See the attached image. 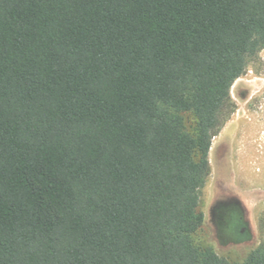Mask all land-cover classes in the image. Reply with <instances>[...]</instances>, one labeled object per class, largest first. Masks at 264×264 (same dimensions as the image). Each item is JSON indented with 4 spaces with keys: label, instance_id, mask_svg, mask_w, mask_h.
Returning <instances> with one entry per match:
<instances>
[{
    "label": "trees",
    "instance_id": "obj_1",
    "mask_svg": "<svg viewBox=\"0 0 264 264\" xmlns=\"http://www.w3.org/2000/svg\"><path fill=\"white\" fill-rule=\"evenodd\" d=\"M263 49L264 0H0V264H233L192 236Z\"/></svg>",
    "mask_w": 264,
    "mask_h": 264
},
{
    "label": "rangeland",
    "instance_id": "obj_2",
    "mask_svg": "<svg viewBox=\"0 0 264 264\" xmlns=\"http://www.w3.org/2000/svg\"><path fill=\"white\" fill-rule=\"evenodd\" d=\"M230 103L211 140L210 172L198 205L203 223L192 240L240 264L264 244V49L231 86Z\"/></svg>",
    "mask_w": 264,
    "mask_h": 264
},
{
    "label": "bare ground",
    "instance_id": "obj_3",
    "mask_svg": "<svg viewBox=\"0 0 264 264\" xmlns=\"http://www.w3.org/2000/svg\"><path fill=\"white\" fill-rule=\"evenodd\" d=\"M240 81V80H239ZM255 126V125H254Z\"/></svg>",
    "mask_w": 264,
    "mask_h": 264
}]
</instances>
